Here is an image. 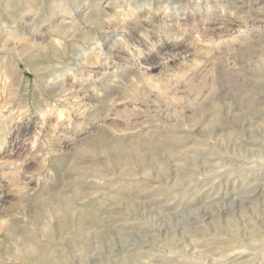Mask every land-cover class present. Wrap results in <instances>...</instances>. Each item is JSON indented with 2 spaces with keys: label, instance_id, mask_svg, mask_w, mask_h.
Listing matches in <instances>:
<instances>
[{
  "label": "rangeland",
  "instance_id": "rangeland-1",
  "mask_svg": "<svg viewBox=\"0 0 264 264\" xmlns=\"http://www.w3.org/2000/svg\"><path fill=\"white\" fill-rule=\"evenodd\" d=\"M263 254L264 0H0V264Z\"/></svg>",
  "mask_w": 264,
  "mask_h": 264
},
{
  "label": "bare ground",
  "instance_id": "bare-ground-1",
  "mask_svg": "<svg viewBox=\"0 0 264 264\" xmlns=\"http://www.w3.org/2000/svg\"><path fill=\"white\" fill-rule=\"evenodd\" d=\"M75 6V5H74ZM77 7V6H76ZM74 8V7H73ZM79 8V7H78ZM95 11V10H94ZM57 29V28H56ZM110 89V88H109ZM111 93V92H110ZM263 102V101H262ZM249 110L250 109H248V112H249ZM252 110V109H251ZM250 110V111H251ZM255 110V109H254ZM251 112H253V111H251ZM247 115H248V113H247ZM254 116V115H253ZM258 116V115H257ZM255 117V116H254ZM254 120H256V118L254 119L253 118V121ZM250 121V120H249ZM243 124V123H242ZM250 124V123H249ZM246 126V125H245ZM242 129H243V127H242ZM89 134V133H88ZM248 134V133H247ZM246 134V135H247ZM253 136V135H252ZM248 137V136H247ZM243 138V137H242ZM254 139V138H253ZM246 140V139H245ZM256 140L258 141L259 139H257L256 138ZM256 140H255V142H256ZM248 141V140H247ZM254 141V140H253ZM243 142V141H242ZM249 142V141H248ZM144 143V142H143ZM259 145V144H258ZM142 146L144 147V144H142ZM146 146V145H145ZM115 148V151H117V155H116V159H115V161L117 162V163H120V162H122V163H125V165L127 166V168H131V165L133 164V162L135 161H133L132 159H128V158H125L124 157V152H123V149L120 147V146H116V147H114ZM113 148V149H114ZM243 148V147H242ZM258 148V147H257ZM109 151V150H108ZM258 151V150H257ZM263 151V150H262ZM261 151V152H262ZM136 159V158H135ZM247 159V158H246ZM252 159V158H251ZM262 160V159H261ZM247 161V160H246ZM245 161V162H246ZM251 162V161H250ZM253 162V161H252ZM258 162V161H257ZM115 163V162H114ZM262 164H263V162H262ZM240 165H242V164H240ZM208 166V165H207ZM234 166V165H233ZM243 166H245V165H243ZM252 166V165H251ZM180 167V166H179ZM221 167V166H220ZM235 167V166H234ZM183 168V167H182ZM181 168V169H182ZM224 169V168H223ZM236 169V168H235ZM254 169V168H253ZM218 170V169H217ZM228 170V169H227ZM231 170V169H230ZM246 170H248V169H246ZM212 173H213V170L211 171ZM226 172V171H225ZM228 172V171H227ZM230 172V171H229ZM131 173V172H130ZM221 173V172H220ZM235 173V172H234ZM195 174V173H194ZM206 174V173H205ZM210 175H211V173H209ZM221 174H223V173H221ZM126 175V174H125ZM131 176L133 175V174H130ZM207 175H208V173H207ZM213 175V174H212ZM216 175H217V171H216ZM196 176V175H195ZM221 176H224V174L223 175H221ZM199 177V176H198ZM205 177V176H204ZM197 179V178H196ZM205 180V179H204ZM250 183V182H249ZM249 185V184H248ZM207 189V188H206ZM61 196V195H60ZM60 204L59 205H61L63 208H65L66 210H68L69 211V209H71V204L72 203H70L67 199H60L59 201H58ZM95 215V214H94ZM201 240V239H200ZM32 247V246H31ZM257 248V247H256ZM262 248H263V246H262ZM261 248V249H262ZM259 249V248H258ZM260 249V250H261ZM264 255V254H263Z\"/></svg>",
  "mask_w": 264,
  "mask_h": 264
}]
</instances>
